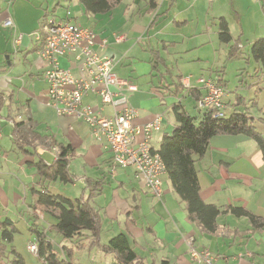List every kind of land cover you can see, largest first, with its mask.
Instances as JSON below:
<instances>
[{"label": "crops", "instance_id": "obj_1", "mask_svg": "<svg viewBox=\"0 0 264 264\" xmlns=\"http://www.w3.org/2000/svg\"><path fill=\"white\" fill-rule=\"evenodd\" d=\"M3 1L6 9L2 8L0 2V33H3L0 35V55L3 54L6 59L0 62V220H12L18 230L20 223L24 222L30 233L29 244H37L35 231L46 233L54 249L63 258L68 259L64 249L72 250L73 263H76L74 258L81 251L91 254L97 249L102 252L99 247L92 245L87 232L81 236L83 241L80 244L69 240L73 243L71 248L64 241L67 239L54 243L53 233L56 232L53 225L56 221L35 208L37 192L45 189L54 195L69 196L62 191L66 183L44 181L35 166H32L41 158L48 164L50 159L55 160L53 150L40 146L37 151L27 148V152H23L14 147L15 124L30 121L38 132L74 148L69 165L73 175L72 184L76 186L80 183L84 189L76 194V198L69 199H87L93 183L103 181L90 202L102 217V245H105L104 232L109 233L110 239L124 233L144 264H157L164 260L171 264H198L191 258V249H209L217 256L216 264H264V230H254L249 219L227 213L217 218L218 229L215 234L205 233L190 218L167 174L163 177L162 198L154 197L144 181L136 178L133 168L121 169L114 165L106 143L96 141L87 125L73 118L58 116L49 105V85L43 76L46 66L39 54L45 39L42 27L46 18H66L70 13L73 22L96 33L94 51L100 56L113 58L114 73L121 79L130 80L137 87V91L131 93L129 98L131 106L138 111L134 125L142 127L157 117L163 118L161 129L154 132L151 140V146L158 151L160 146L156 148L152 144L156 134L171 135L176 126L174 117L169 118L170 107L182 103V94L191 97L186 93L188 86L189 89L197 88L202 92L199 79L192 85L191 76L186 74V69L181 65L179 69L184 76L183 84L180 83L182 89L177 97L172 95L171 91L161 87V80L153 73L151 54L145 51L143 45L139 47L144 44L142 39L146 36L147 25L158 17L157 26L170 16L161 8L165 0H160L156 12L149 11L147 0H123L107 14L87 13L79 0H69L64 5L59 1V6H55L62 9L60 15L56 14L57 9L50 11V7L55 6L41 0ZM190 1L196 4L200 0ZM222 11L217 10L212 18L216 29H219V20L224 18L230 32L235 28L243 34V27L239 26L244 21L239 17L240 12L235 10L239 19V25H235L236 19ZM9 18L14 23L12 29L4 26L5 20ZM253 20L254 28L257 29L256 17ZM232 37L239 42L241 54V35ZM257 37L264 38V35L257 34L256 40L259 39ZM161 57L168 66L167 60L163 55ZM60 64L78 76V63L71 57L61 58ZM259 73H255L258 78ZM164 83L170 82L167 80ZM223 83L226 84V80ZM224 101L226 109L232 110L231 114L247 112L253 117L242 96L236 95L231 100V95L226 91ZM83 102L94 108H102L106 116L112 115V108L104 106L100 96L95 93L88 94ZM252 105L258 107L259 103L254 101ZM5 108H8V112L3 113ZM263 119L258 118V121L264 123ZM254 120L255 123L256 118ZM141 139L138 137L137 141ZM6 141L7 144L4 143ZM157 141L161 143V140ZM196 168L201 185L200 195L205 203L216 205L222 210L227 207L243 208L264 218V159L255 141L244 135L216 136L211 140L207 154L196 163ZM14 242L15 237L11 245L15 248ZM15 249L25 260L23 253L17 247ZM106 255L110 256L108 260L111 258L112 264H117L112 254Z\"/></svg>", "mask_w": 264, "mask_h": 264}, {"label": "trees", "instance_id": "obj_2", "mask_svg": "<svg viewBox=\"0 0 264 264\" xmlns=\"http://www.w3.org/2000/svg\"><path fill=\"white\" fill-rule=\"evenodd\" d=\"M79 1L89 14H107L117 8L123 0ZM147 5L150 12H156L160 0H147ZM157 21L158 17H155L152 24L156 25ZM218 34L221 42L230 44L229 58L236 57L240 52L239 42L233 40L228 23L224 18L219 20ZM251 56L260 63L261 69L264 70V38L254 41ZM151 57L153 73L161 80V87L171 91L172 95L177 97L182 85L175 81L164 83L167 81L165 77L171 74V71L167 69L163 72L165 69L163 67L168 66L161 56L151 55ZM217 85L223 87L218 81ZM186 93L196 101L203 95L197 88H188ZM170 111L173 112L176 126L171 135L163 136L157 152L163 158L173 190L185 204L190 218L207 234L217 232V218L227 213L249 219L254 230H264V218L257 217L246 209L227 207L222 210L216 205L205 203L200 195L201 185L196 168L198 160L203 159L207 154L211 140L220 135H244L252 139L259 146L264 159V136L254 126V118L247 112H234L229 117L225 115L224 118H215L213 112H201L200 110H198L200 118H197L190 115L181 102L172 105ZM13 145L23 152H27V148L37 151L40 146L54 150L56 159L52 163L48 164L41 158L32 166H35L44 181L73 183L69 165L74 148L70 144H60L53 137L38 132L30 121H22L15 124ZM102 183V180L93 183V189L87 199L71 200L61 195L51 194L44 189L37 192L38 200L35 208L55 219L54 231L64 239H77L78 242H82L81 236L87 232L91 236L92 245L99 247L105 254H112L117 264H144L124 233L114 236L105 245L101 244L102 217L90 202L99 191L97 187H101ZM18 232L17 225L12 220H0V264H26L22 255L11 246ZM35 233L38 246L37 255L45 264H74L72 250L64 249L68 257L65 259L54 249L46 233L37 231ZM157 264L171 263L164 260Z\"/></svg>", "mask_w": 264, "mask_h": 264}, {"label": "built area", "instance_id": "obj_3", "mask_svg": "<svg viewBox=\"0 0 264 264\" xmlns=\"http://www.w3.org/2000/svg\"><path fill=\"white\" fill-rule=\"evenodd\" d=\"M4 26L13 28L12 19ZM44 46L39 54L45 61L44 79L49 88V105L58 116L69 117L86 123L96 141H104L112 154L117 168H133L137 179L144 181L146 188L156 198L163 196V177L167 174L161 155L151 146L154 132L162 127L163 118L140 127L135 126L138 111L129 101L137 87L114 73V59L100 56L94 51L96 33L73 22L70 13L66 18L54 16L45 19ZM71 57L78 63L79 74L61 67L60 59ZM203 95L197 101L201 112L211 111L215 118H224L226 91L211 78H199ZM95 93L102 104L112 108V115L103 114L102 108L84 104V98ZM142 139L137 141V138ZM32 254L38 253L36 243L28 245ZM191 258L198 264H216L217 256L209 249H191Z\"/></svg>", "mask_w": 264, "mask_h": 264}, {"label": "rangeland", "instance_id": "obj_4", "mask_svg": "<svg viewBox=\"0 0 264 264\" xmlns=\"http://www.w3.org/2000/svg\"><path fill=\"white\" fill-rule=\"evenodd\" d=\"M41 1L49 3L50 6H55L59 1L64 5L69 0ZM0 2L2 8L6 9L4 1L1 0ZM161 5L162 10L170 13V16L167 19H163L157 26L152 24L153 19L147 25L146 36L142 39L144 44H140L139 47L143 45L144 49H146L145 51L152 56L163 55L168 63V67L163 68L171 71V74L167 75L169 82L182 83L184 76L179 69L182 65L183 69H186V74L191 76L192 85L200 77L211 78L216 82H221L223 88L231 95V100L236 95L242 96L247 104L246 107L249 108L252 116L256 118L254 126H256L258 132L264 135V123L258 121V118H264V75L261 74L264 73V70L261 69L260 63L251 56V47L256 40L257 34L264 35V0H200L196 4L190 0H165ZM52 8L50 7L51 12L57 9L56 14H62V9L59 7L55 6V8ZM217 10H223L222 12L231 16V18L234 17L237 21V24L234 23L235 25H239L235 10L240 12L239 17L244 20L239 25L240 28L241 26L243 27V34L242 31H238L235 28L231 30L234 38L238 34L241 35L242 51L238 57L229 58L230 44L223 43L219 39L218 29L214 26L212 19ZM255 17L258 25L257 29L254 28L253 19ZM159 33L160 35H158ZM2 34L1 32L0 35ZM12 49L13 45L11 44ZM145 51H142V53ZM0 58L2 59L0 62H3L6 56L2 54ZM256 72H261L258 74L260 75L259 78L255 76ZM224 79L226 84L223 83L225 82ZM20 84L22 85V83ZM253 84L258 85L253 86ZM141 87L144 86L141 85ZM180 98L182 99V105L190 115L200 118V112L196 108V101L191 97H186L184 94ZM254 101L259 103L258 107H253ZM242 110H245V108ZM4 111L8 112V108L3 109L2 112L4 113ZM231 112L230 108L226 109V117H229ZM169 114V118L174 117L173 112L170 111ZM83 125L86 126V123L83 122ZM7 131L8 129L5 131L6 135ZM162 137V133L156 134L152 143L153 146L158 148L160 143L157 140H162ZM7 142L4 143L7 144ZM53 161V159H50V163ZM62 188L64 194L72 199L76 198V194H80L84 189L80 183H77L76 186H73L72 183H67ZM29 235L30 233L25 223L21 222L19 232L15 235L14 244L17 250L23 253L26 264H45L43 260L36 256L38 253L33 255L28 252ZM102 235L103 242L107 244L110 239L109 233L104 232ZM53 238L55 244L56 240L62 241L64 239L57 233H53ZM64 241L70 248L73 246L71 241ZM73 241H77V239ZM109 257L97 249H94L91 254L88 251H81V254H77L74 258V262H76L74 264H112L111 258L108 260Z\"/></svg>", "mask_w": 264, "mask_h": 264}]
</instances>
